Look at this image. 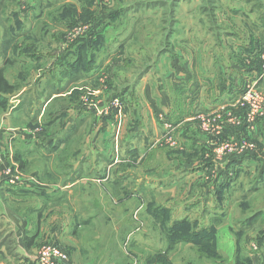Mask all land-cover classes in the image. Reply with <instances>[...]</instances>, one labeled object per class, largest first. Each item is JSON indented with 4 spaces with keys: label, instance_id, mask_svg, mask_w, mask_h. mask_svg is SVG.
Returning a JSON list of instances; mask_svg holds the SVG:
<instances>
[{
    "label": "crops",
    "instance_id": "0c3cea01",
    "mask_svg": "<svg viewBox=\"0 0 264 264\" xmlns=\"http://www.w3.org/2000/svg\"><path fill=\"white\" fill-rule=\"evenodd\" d=\"M179 1L182 2V0ZM189 1L199 3L201 0ZM180 2L175 5L172 12V27L168 29L162 25L158 26L160 33L166 31L162 37L163 42L158 48L150 47V44H145L140 40L136 36L139 33L136 30H129L125 37L121 30H114L113 35L108 37V29L102 28L99 34L103 41L98 39L97 46L89 48L91 50L90 54L86 50L82 52L80 61L88 57V60L82 61L85 63L84 73L87 75L85 79L91 82L95 77L91 75L92 70L97 69V62L90 64L89 60H95L98 57V53L101 52V49H104L106 52L110 49L111 53H113L112 55H117L118 58L121 53H124L126 57V63L124 62L123 65L119 63V66L116 69L114 67V70L109 73L107 78L108 89L113 92L110 97L114 96L118 101L119 97H124L126 100L125 103L127 104L124 110L127 111V114L123 118L124 121L121 127L116 130L114 124L107 123V125H102L98 123L96 129L94 128V134H92L95 136L96 132L100 131L98 137L100 140H98L99 143L103 145L104 138L109 137L112 146H114V148L112 147L113 157H103L104 160H101V157H95L93 159V157L86 156L67 157L66 159V157H55L54 151L50 153L41 151V148H44V146L40 142V139L46 135V143L49 145L57 140L54 139L55 133L60 130L58 124L49 122V120L47 122L45 121V125L41 124V120L42 118L44 119L45 114H49L51 111V104L54 102L57 103V108L53 113H60L62 111L63 114L73 113L77 115L76 113H78L74 108L76 103L72 101H74L75 97H82L81 88L85 85L73 86L74 83L72 81L76 82L75 80L80 75L78 76L76 72L72 73L73 69H71L70 64L77 59L80 52L75 53L72 61L66 62L65 65L60 61L61 66L54 73L45 72V74H41V69L43 70L44 65L42 66L41 63L43 60H40L41 53L37 51V43L33 40L23 42V40L31 39L28 36L35 38L31 30L33 26H25L16 13L17 11L13 12L12 16L15 20L8 27L9 31L3 34L4 39L2 38L0 40V68H3V74L6 80L17 87L12 94H8L7 108L3 109L0 107V147L6 151H4L5 155H3L4 159L1 166L4 167L9 163V159L7 158L11 152L7 150L9 146L14 153H11V155H14V160L20 165L24 179L32 181V184L13 185L7 183L3 180L0 173V264H35L38 248L47 242L59 244L62 249L68 252L69 261L67 264H134L132 259L123 262L127 257L122 254H116L113 258L110 256L102 257V255L96 254L92 259H85L83 255H88L90 251H94L93 248L95 247L100 248L96 245L92 246L95 239L86 238L82 235L83 230L75 234L70 231L69 233L66 232V229L69 230L71 226V220L68 217L70 214L65 215V210L69 207L71 208V205H74L75 202L80 204L81 212L84 213L83 215H87L91 209L95 211L94 209L98 207L97 202L93 205L87 202L90 196H87V193L83 190L79 192H85L83 197L72 198L71 195L77 188H85L84 185L88 181L98 184L108 181L110 179V174L108 175L107 173L108 170H113V183L120 186L118 190L115 189L116 194L126 195L128 200L134 194L148 196V199L142 203L141 209L144 206L145 211L153 214L154 217L158 209L186 211V214L179 219L190 218L192 215L196 216L197 209H201L207 215V220H212L211 223H214L213 241L216 248L218 251L227 249L225 255H227L226 261H228V264H235L236 245L234 243L236 244L239 238V236L235 238L230 230L232 219H236V217H233V211L237 210L233 209L231 204V199L233 200L232 194L238 196L239 199L236 207L238 206L239 210L241 209L240 211L245 213L243 222L240 225L256 226L258 221L260 223L264 222V212H261L262 206L249 208L251 201L257 198V195L261 193L263 188L264 156H246L245 153L241 154H245L243 157L233 155L226 162L222 163L220 169L216 171L213 169L215 159H211L210 157H206L207 159L199 164H196L195 161L192 167L174 169L172 165L176 158L169 156L166 152L163 153L153 150L154 141L156 143L158 140L156 137L159 136L153 130L156 126L155 121L158 120L157 126L163 128V133L161 132L162 136L165 135V131L168 132V128L171 130L173 126L174 130L172 132L174 133L173 137L176 143L179 142V138L180 140L182 138L184 140L191 139L194 131L191 132L192 135L190 136L188 134H183L182 136L177 135V130L179 133L178 126L184 125L186 121H191L195 117L194 115L197 111L193 112L192 110L195 107L192 103L193 101H195L197 108L201 112L213 114L228 109L242 111L239 109L238 103H240L239 99L244 89L242 90L240 87L248 78L257 80V76L254 74L255 71L247 73L242 69L243 67L241 68V56L237 53H232L238 56L234 70L243 75L240 78V80L243 79V81L241 80V84L234 83L238 78L235 74L229 72L226 74L224 70L222 74V69H220L221 65L218 64L219 60L215 61L216 53L214 58L208 61L209 65L204 67V62L209 58L205 53L209 52L208 50L211 48L207 49L205 45L207 43H204L203 39L198 41L197 37L193 36V31L199 28L203 31V35H205L212 30V27L203 26L202 28V26H198L197 24L202 16L199 14V10L192 8L190 10L180 11L177 9ZM235 12L234 14L242 16L249 14L248 11L242 10ZM180 13L198 21L191 26V29L186 30L185 37H182L178 33V31L183 32V26H185L178 19V14L181 15ZM62 22L63 25L68 24L65 20ZM231 32V30L225 27L223 28L224 34H230ZM148 33L149 31L146 32V34ZM18 37L21 38L22 43L17 42L19 41ZM175 39L178 41H175ZM244 45L246 44L241 45V47L244 48ZM151 50L153 51L152 53ZM247 51L252 56L259 55L260 53L255 49L254 51L253 49H247ZM93 56L95 57L92 58ZM49 62L47 64L45 63L46 68L49 67L53 70V66L50 67ZM104 67L107 70L110 67L109 62ZM81 69L79 70L82 71ZM187 73L191 75H187ZM110 82H113V85ZM125 82L126 84L123 86L122 83ZM34 83L37 85L31 89ZM118 86H122L120 88L121 91H113ZM104 88H106V85ZM96 91L100 92V90ZM182 91L184 93L186 91L187 94L185 96L192 99L189 103L185 104L186 106L182 104ZM178 97L180 100L177 99ZM157 103L159 107L155 106ZM161 111L172 122V124L168 122L170 127L160 121L163 120L162 116H160V120L157 119L156 115H160L158 112ZM83 115L84 111L80 112L79 118L82 120L88 118H85V115ZM109 117L110 120L113 119V116ZM27 121L44 126V133L41 136L38 135L39 138L36 137L33 139L30 138L31 136L28 137V139H31L30 143H25L27 134H25V137L23 135H16L17 130L20 129L21 131L24 129L23 126L26 125L25 123H28ZM71 124L73 127H79L78 123H72V121L66 123V126H71ZM66 126L64 129H61L63 139L57 140L58 149L62 145L65 146L68 141L64 142L65 137L68 135ZM101 127L105 128L102 129ZM251 129L255 130L254 127H251ZM69 130H71L70 127ZM86 131L87 133L89 132L87 127ZM161 133L159 134L161 135ZM254 134L256 138L258 135L257 131ZM71 138L70 136L68 139ZM119 140L123 143L122 147L119 146ZM88 141V135H85V139L81 140L80 145L87 146ZM195 143L196 145H194ZM203 144L201 139H198L197 142L190 143L189 147L192 149V155L197 156L198 152L200 150L202 151L201 147ZM144 147L145 149H143ZM99 152H103V146L99 147ZM183 158L189 159V157ZM62 159L73 163L72 166L75 171L73 169L66 171L55 170L54 161H61ZM190 159L198 158L190 157ZM87 160L89 162L96 161L95 174L88 176L83 172H77V169L82 166V162L84 163ZM139 161L145 166L141 170L144 172L142 174L139 172L136 173L134 169L136 167L135 163ZM103 168H105V171H103ZM150 169L151 172H148L147 170L150 171ZM54 170L58 171V173ZM146 172L149 174L146 175ZM154 174L155 177L150 176ZM194 174L198 177L200 175H207L205 177L207 182L200 186L195 185L189 192L184 191L185 194L189 195L188 198L183 199V197H180L179 200L173 201L172 206L167 202L158 203L156 201L158 203L156 204L152 201L151 194L155 192H171L173 195H177L175 191L178 185L192 178ZM54 176L61 179L60 182H56L57 184H53L55 182L52 180ZM132 180L135 181V187L131 184L134 187L133 191L129 189V182ZM205 193L207 194L204 195ZM62 195H66L67 199L72 200V202L66 205L65 209H62V216H67V219H62L63 229L59 231V227H55L56 224L53 225L57 220L53 215V211L50 212L49 208ZM165 198H168V195ZM253 204L254 202H252ZM73 209L75 210V208ZM250 210L255 211L251 216L247 213ZM39 211H42V213ZM187 211H190L191 214L189 212L187 213ZM208 215L210 216L208 217ZM40 216L41 218H39ZM190 219H196L198 221V218ZM172 220H176V218ZM204 222L207 221L204 220ZM202 225L208 226L210 224ZM60 235L62 236L60 237ZM247 235H242V239L246 243L250 240H257L255 239L256 237L249 239ZM82 240L90 242V244L86 246ZM257 241L259 242V240ZM260 241L261 246L259 245L258 253L251 256L248 249L246 255L247 260L255 264H261L264 256V237H261ZM104 247L106 246H103L102 249ZM239 250H241L240 247Z\"/></svg>",
    "mask_w": 264,
    "mask_h": 264
},
{
    "label": "rangeland",
    "instance_id": "374dc122",
    "mask_svg": "<svg viewBox=\"0 0 264 264\" xmlns=\"http://www.w3.org/2000/svg\"><path fill=\"white\" fill-rule=\"evenodd\" d=\"M178 2L180 1L0 0V40H2V38L4 39L3 34L9 31L8 27L12 25L15 20L12 14L13 12L17 11L16 13L25 26H33L31 30L35 38L28 36L31 39L23 40V42L33 40L35 41V43H37V51L41 53L40 60H43V62H41L40 60L39 61L42 63V66L44 65L43 70L41 69V74H45V72L54 73L55 70H57V68L61 66L60 61H62L63 65H65L68 61L71 62L73 57H75L74 54L79 52L81 46L83 52L84 50H86L90 54L91 50H89V48L95 47L92 43L91 36L95 32H100L102 28L108 29V31L106 30L108 33V37H111L113 35L112 33L114 30H121V32L124 34V37L125 35H127V32L129 30H136L139 32L136 36H138L140 40H142L145 44H150V47L158 48L162 44V37L166 32L165 31L164 33H160L158 26L162 25L163 27H166L168 29L172 27V12ZM192 8H195V10H199V14L202 15L199 22L196 19L191 18L190 16H186L181 13L180 14L182 16L178 14V19H180L182 24L185 25L183 26V32L178 31V33L182 37H185L186 30L189 28L191 29V26L196 22H198L197 25L202 26V28L203 26L212 27V30L205 34L206 36L203 35V31L199 28L193 31V36L197 37L198 41H200V39H203L204 43H207L205 44L207 46V49L211 48L210 50H208L209 52L205 53L209 58L204 62V67H207L209 65L208 61H211L216 53L217 56L215 58V61L219 60L218 64L221 65L220 69H222V74L223 70L226 74L228 72L231 74H235V76H238V78L234 83L241 84V80L243 81V79L240 80V78L243 75H241V73L239 74L235 72L234 70L236 68V61H238L236 58L238 56L233 54L237 53L241 57L244 54L242 58L239 56L241 61V68L243 67L242 69L247 73L255 71L254 74L259 80L256 81L255 79L251 80L250 78H248L242 83V86L240 88H242L243 90L247 85L255 83V85L253 86H255V88L260 92L261 96L263 97V101L260 105L258 113L255 115L254 120L252 121V127H254L255 130L251 129V126L247 121V104L244 107L240 103H238L239 109L242 111L228 109L212 114L209 112H201V110L197 108L195 101H193L192 103L195 107L192 108V110L193 112L197 111L194 115L195 117L191 121H186L184 125L182 124L183 126H178L179 133L177 130V135L183 136V134H188V136H190L192 135L191 132L194 131V136L192 135L191 139L188 138L187 140H184L183 138L180 140L179 138V142L176 143L173 137L174 133L172 132L174 130L173 126L171 130L170 128H168V132L165 131V135L162 136L163 128L157 126V120L155 121V129L153 130L157 132V136H159H155L158 140L156 141V143L154 141L153 150L161 151L163 153L166 152V154H168L169 156L176 158L175 162L172 165V168L174 167V169H180L182 167H192L195 161L196 164H199L205 161L207 159L206 157L215 159V165L213 166L214 171L220 169V165L226 162L230 158V156L233 155L238 156V154L241 155V153H245L246 155L252 154L256 157H263L264 58L261 57V54L264 51V49H262V46L264 47V0H201L199 3L196 1L182 0L177 9L180 11H185ZM239 10L248 11L249 14H244L246 16L234 14L236 13L235 11ZM63 19L68 24L63 25ZM163 21L164 23H162ZM78 26L84 28L87 34L90 33V36L88 35L87 41H84L82 39L87 36L86 33L78 37L75 36V28H78ZM224 27L228 30H231L232 32L230 34H224ZM147 31H149L148 34H146ZM18 40V43H22L21 38L18 37ZM101 41H103V39H101ZM175 41L178 40L175 39ZM243 44H246L244 45V48H247L248 50L253 49L254 51L255 49L260 52L259 55H249V51L241 47V45ZM211 45L213 48L211 47ZM152 50L151 53L153 52ZM100 51L101 52L98 53V57L95 58V60H89L90 64H94L97 62V69L92 70L91 74L92 77L95 76L94 80H92L91 82L90 80L88 81L87 79H85L87 77V75H85L84 73L85 68L81 66L82 71L79 70L78 72H76V74L78 76L80 75V77L75 80L76 82L72 81V83H74L73 86L85 85L81 88L82 97H75L74 101H72L76 103L74 108L78 112L76 113L77 115H74L73 113L63 114V111L60 113H53L57 108V103L54 102L50 106L51 111L49 112V114L46 113L44 119L42 118L41 120L42 125H45L47 120H49V122L55 123L56 125L58 124L60 130L56 131L54 138L57 140L63 139V133L61 134V129H64L66 123H69V121H72V123H78L79 127H73L72 124L71 126H66V129H68V135L67 137H65L64 142L67 140L68 141L66 142L65 146L62 145L60 149H58L57 147V140L48 145L46 143V135H44L43 138L40 139V142H42L44 146V148H41L42 152L50 153L51 151H54L55 157H66V159L67 157L86 156L93 157V159H95V157H101V160H104L103 157H113L112 147L114 148V146H112L110 138H104L102 145V143H99L100 140L98 138L100 131L96 132L97 136H93L92 134H94V128L96 129V125L98 123H101L102 125H107V123L114 124L116 130L121 127L124 121L123 118L127 114V111L124 110V107L127 104L125 103L126 100L124 97H119L117 106L112 105V101L117 99L114 96L110 97L113 92L108 89L107 78L109 76V73L114 70V67L116 69V67L119 66V63H121L122 65L124 64V62L126 63V57L124 53H121L118 58L117 55H112L113 53H111L110 49L107 52L104 51V49H101ZM43 53L44 55L42 56ZM94 57L95 56H93L92 58ZM87 58L83 59L82 61L88 60ZM113 58L117 60H114ZM97 59L99 62L97 61ZM49 60H51V62H49ZM48 62L50 63V67L53 66V70L49 67V70L48 68H46V64ZM108 62L110 64V67L106 70V67L104 66L107 65ZM188 74L189 73H187V75ZM82 79L85 80L83 81ZM110 83L111 85H113V82ZM124 84H126V82L122 83L123 86ZM36 85L37 84L34 83L31 86V89H33ZM105 85L107 89L104 88ZM121 87L122 86H118L117 88L115 87L113 91H121ZM96 90H100V92H97ZM182 93V104L185 105L192 99L185 96L187 94L186 91L185 93L182 91ZM177 99L180 100L179 97ZM155 106L159 107V104L157 103ZM83 111L85 118L88 117L84 120L79 118L80 112ZM159 113L160 115H156L157 119L160 120V116H162L163 120L160 121L162 123L164 122V124H167V126L170 127L168 124V122L172 124L170 119H168L166 115L162 113V111L158 112V114ZM109 116H113L114 120H110ZM78 120L80 121V123ZM208 120L210 121L209 123L207 122ZM27 122L28 123H25L26 125L23 126L24 129H22L21 131L20 129L16 131V135H23V137H25V134H27L25 143H30L31 139H28V137L31 136L30 138L33 139H35L36 137L39 138L38 135L41 136L44 133V126H42L41 124H33L30 121ZM203 123H206V130L202 128ZM136 125L138 126V124ZM69 127L71 130H69ZM86 127L88 128V133L86 131ZM255 131H257L258 133L256 138L254 134ZM159 133H161V135ZM85 135H88L89 139V143L87 142V146L80 145L81 140L85 139ZM70 136L72 138L68 139ZM197 138L201 139L204 144L201 147L202 151L200 150L198 152V155L194 156L192 155V149L191 147H189V145L192 142H197ZM224 142H229L232 145L231 150L229 152L219 153L218 151H216V148ZM122 144L123 143H121L119 140V146L122 147ZM194 145H196V143ZM100 146H103V152H99ZM7 148L8 152L11 151L9 153L10 156L7 157L9 159L8 161L10 165H13L12 167H15V170L22 173L19 163L14 160V155H11V153H14L9 146ZM143 149H145V147ZM4 151L5 150L1 149L2 155H5ZM183 157H189V159ZM190 157H197L198 159H190ZM54 163L55 170H74L72 166L73 163H70L68 160L66 161L62 159L61 161H54ZM81 165L82 166L77 169L78 173L83 172L88 176L95 174V167L97 165L95 160L91 162L87 160L84 163L82 162ZM135 166L136 167H134V169L136 173H144L141 170L145 166L142 165L141 161L135 163ZM103 171H105V168H103ZM147 171L151 172V169L150 171ZM55 172L58 173V171ZM107 173L108 175L110 174V179H108V181H104L100 184L88 181L84 185L85 188H77L76 191L71 195L72 198H80L83 197L84 193L86 192L87 196H90L88 198L89 200H86L89 204L93 205L96 202L98 203V207L94 209L95 211L91 209L90 212L87 213V215H83L84 213L81 212L80 204H78L77 202H75L74 205H71V208L69 207L65 210V215L70 214L71 216H68L71 220V226L69 227V230L66 229V232L69 233L70 231L71 233L74 232L75 234L83 230L82 235H84L86 238L88 237L90 239H95V242L92 243V246L96 245L100 247H95L97 249L93 248L94 251H90L88 255H83V257L85 256V259H92V257L96 254L102 255V257L110 256L111 258H113L116 254H122L127 257L123 262H126L128 259L129 261L130 259H132V262L134 264H228V261H226L227 255H225V251L227 249L218 251L215 244L214 255L212 253V250L206 251V246L201 247V244H197L198 241H185L184 238L173 241V239L178 236L174 234V231L171 234L172 236H168L172 241L166 239L163 231L160 229V223L164 226L163 222H165L169 228L172 219H179L183 217L186 214V211L167 209L165 216H163V218L161 219V222L155 221V217L153 216V214L145 211L144 206L141 209L142 203L144 202V200L146 201L148 199V196L134 194L131 195V199L128 200L126 195L116 194L115 189L118 190L120 186L113 183V170H108ZM145 174L148 175L149 173L146 172ZM150 176L155 177V174ZM206 176L207 175H200V177H198L196 176V174H194L192 178L188 179L183 184L178 185L175 191V194L177 195H173L171 192H155L154 194H151V197L153 198L152 201L155 203L156 201L158 203L167 202L172 206L173 201L179 200L180 197H183V199L189 197V195L185 194L184 191L189 192L193 187H195V185L200 186L202 184H206ZM193 178H195L194 181ZM52 180L55 181L53 183L55 184L56 182H60L61 179L54 176ZM129 183V189H132L133 191L135 187V181L132 180ZM131 184L134 185V187ZM56 187L59 189L58 186ZM82 190L85 192L79 193ZM206 194L207 193H205L204 195ZM167 195L168 198H165V196ZM232 197L233 200L231 199V204L233 206V209L237 210L233 211V217H236V219H232V226L230 227V230L234 234L235 238H237L236 236H239L236 244L234 243V245H236L234 263L255 264L248 261L246 255L248 249V252H250L251 256L258 253L259 245L261 246L260 238L264 237V222L260 223L258 221L256 226L240 225L243 222V216L245 213L243 211H240L241 209L239 210L238 206L236 207L239 200L238 196L232 194ZM71 202L72 200H68L66 195H62L61 198L53 203L49 208L50 212L53 211V215L57 220V222L53 225L56 224L55 227H59V231H62L63 229L62 219H67V216H62V209H65L66 205L71 204ZM252 202H254L253 205ZM256 206H262L261 212H264V184L261 193L257 195V198L254 201H251L249 208H253ZM73 208H75V210ZM39 212L42 213V211ZM188 212L189 214H191L190 211H187V213ZM254 212V210H250L247 213L251 216L254 214ZM193 216L194 215H192V217L190 218H198V222L200 223L199 225L210 224L213 225V228H215L214 223H211L212 220H207V215H205L201 211V209H197L196 216ZM209 216L210 215H208V217ZM39 218H41V216ZM190 218L186 217V219H189L193 222L194 219ZM204 220L209 223L204 222ZM84 221L85 223H83ZM78 226L80 227L78 228ZM190 230V227H188V231ZM182 234L183 232L180 233V236H182ZM244 234H248L247 238L249 239H254L256 237L255 239L259 240V242L257 240H250L246 243L244 239H242ZM61 236L62 235H60V237ZM82 241L86 246L90 244V242H86L85 240ZM144 245L145 247H143ZM103 246L106 247L102 249ZM239 247L241 248V250H239ZM148 248L150 250L149 252Z\"/></svg>",
    "mask_w": 264,
    "mask_h": 264
},
{
    "label": "built area",
    "instance_id": "2783aa9c",
    "mask_svg": "<svg viewBox=\"0 0 264 264\" xmlns=\"http://www.w3.org/2000/svg\"><path fill=\"white\" fill-rule=\"evenodd\" d=\"M84 33H86V31L81 26L75 28L76 37L81 36ZM261 57L264 58V51L262 52ZM258 80L259 79L257 78L256 81ZM253 85H255V83L251 85H247L239 99L240 104L242 106L245 107L246 104L248 105V107H246L248 110L247 121L251 127L253 126L252 121L254 120L255 115L258 113L260 105L263 101V97L261 96L260 92ZM117 102L118 100L112 101V105L117 106ZM207 122L209 123L210 121L208 120ZM205 124L206 123L202 124L203 129H205ZM231 146L232 145L229 142H224L216 148V151H218L219 153L229 152L231 150ZM3 159L4 156L2 155L0 149V173L3 177V180L13 185L32 184V181H27L26 179H24L23 174L15 170V167H12L13 165L11 166L10 163L2 167L1 165L3 163ZM68 261H69L68 252L62 249L58 244L54 242H47L41 245L37 250L36 258H35V264H67Z\"/></svg>",
    "mask_w": 264,
    "mask_h": 264
},
{
    "label": "trees",
    "instance_id": "16d2710c",
    "mask_svg": "<svg viewBox=\"0 0 264 264\" xmlns=\"http://www.w3.org/2000/svg\"><path fill=\"white\" fill-rule=\"evenodd\" d=\"M93 30V29H92ZM100 32H95L91 37H92V43L96 47L98 44V39H101V35L99 34ZM99 34V35H98ZM88 35L90 36V33L87 34L86 37L82 38L84 41H87ZM83 44V43H81ZM92 46V44H91ZM262 49L264 47L262 46ZM80 54L77 57L75 61H73L71 65V69H73L72 73L78 72L79 69L85 66V63L80 61L82 57V46L80 47ZM17 87L13 84H10L6 78L4 77L3 74V68H0V107L3 109L7 108V103H8V94H12ZM252 155V154H248ZM244 155H239L237 157H243ZM247 156V155H246ZM155 215V221H160L165 216L166 210L165 209H158L156 211ZM164 214V215H163ZM164 226L160 223V229L163 231L164 236L166 239L172 241L169 237L172 236V232L174 231L175 235H178L176 238L173 239V241H177L180 238H184L185 241H193L197 242V244H201V247H207V250H212V253L215 255L214 252V241H213V235H214V228L212 227L213 225H199V222L194 219L193 222L189 219L182 218V219H176L172 220L170 223V227L168 228V225H166L165 222H163ZM188 227H190V231H188ZM183 232L182 236H180V233ZM169 236V237H168ZM261 264H264V256H263V261Z\"/></svg>",
    "mask_w": 264,
    "mask_h": 264
}]
</instances>
